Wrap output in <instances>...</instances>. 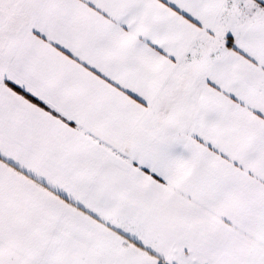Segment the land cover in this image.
<instances>
[{
  "label": "snow or ice",
  "instance_id": "1",
  "mask_svg": "<svg viewBox=\"0 0 264 264\" xmlns=\"http://www.w3.org/2000/svg\"><path fill=\"white\" fill-rule=\"evenodd\" d=\"M0 264H264V0H0Z\"/></svg>",
  "mask_w": 264,
  "mask_h": 264
}]
</instances>
